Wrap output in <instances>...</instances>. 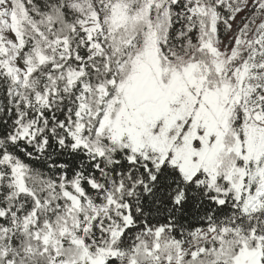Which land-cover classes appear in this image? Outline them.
<instances>
[{
  "label": "snow or ice",
  "instance_id": "snow-or-ice-1",
  "mask_svg": "<svg viewBox=\"0 0 264 264\" xmlns=\"http://www.w3.org/2000/svg\"><path fill=\"white\" fill-rule=\"evenodd\" d=\"M0 264H264V0H0Z\"/></svg>",
  "mask_w": 264,
  "mask_h": 264
}]
</instances>
